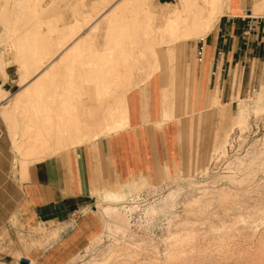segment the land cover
<instances>
[{"label": "crops", "instance_id": "1", "mask_svg": "<svg viewBox=\"0 0 264 264\" xmlns=\"http://www.w3.org/2000/svg\"><path fill=\"white\" fill-rule=\"evenodd\" d=\"M262 8L264 0H230L214 23L219 20L218 29L190 38L203 40L187 53L189 40L160 47L155 73L137 77L142 82L115 103L98 97L97 77L88 67L64 66L70 47L36 72L27 63L24 74L17 56L0 45V264L22 258L27 264H75L101 229L117 226L111 207L123 214L135 177L157 182L207 167L224 131L239 121L237 96L261 84ZM97 53L90 49L91 62ZM52 66L59 73L46 78ZM71 67L76 73L67 95L60 71ZM114 80L107 79V94L115 91ZM115 113L127 116V127L111 129ZM30 151L42 154L28 156Z\"/></svg>", "mask_w": 264, "mask_h": 264}, {"label": "rangeland", "instance_id": "2", "mask_svg": "<svg viewBox=\"0 0 264 264\" xmlns=\"http://www.w3.org/2000/svg\"><path fill=\"white\" fill-rule=\"evenodd\" d=\"M118 1L119 0H109L108 2L110 3L104 4L102 0H45L42 3L44 6L47 5V9L41 11L40 15L37 18L35 17L36 19H25L22 20V22L16 23L15 15L19 2L16 0H0V45L5 52L7 51L13 54L15 58L17 56V62L21 65L24 74L27 73V63L30 64V68L34 67L33 70L36 72L37 67L41 66L43 61L50 60L52 57L51 53L55 52L58 47L53 46L50 51L51 53L47 52L48 55L45 54L39 58V62L37 61L39 64L33 65L31 62L24 61L26 57H24V51L17 47V40L26 33V30H34L36 26L34 24L35 21H37V27L41 26L38 30L43 33L48 32L55 24L64 27V25L68 23L65 22V20L69 22L75 19L84 21V19L89 16L93 17L92 22L94 24L101 23L99 24L100 29H97L99 35L96 42L98 43L97 48L104 51L103 44L104 41H108L107 35L109 33L106 30L107 19L104 16L111 10L113 4ZM161 1L162 3H160V0H148V6L151 12L143 10L139 13V26L134 30V33L133 31L131 32L133 34L131 36L132 40L134 38L135 43L138 39H156L160 37L157 34L161 32V29H163L168 21V17L163 14V12L175 9L179 0ZM166 1H169V4H165L164 2ZM229 2L228 0H222L220 7L223 6L224 10L222 12L220 8L218 12V15L221 12L220 17L228 10ZM102 3L104 5H102ZM6 7H8V14H1ZM256 8L257 7H255L254 10ZM124 14L125 16L132 15L128 10H126ZM258 15L264 16V8H262L261 13ZM95 17L96 19H94ZM218 21L211 31L219 28ZM148 23H152V30L147 29ZM90 29L91 28L86 29L85 33L90 31ZM50 33L51 36L55 38L58 36L59 32L53 30ZM208 33L202 36H206ZM191 39H181L175 43L189 40L187 41V48L185 50L187 53L190 51L193 44L203 40ZM134 42L131 45V50L129 47L130 44L128 43L125 50L122 48L119 52H116L115 49H112L108 53L109 55H114L116 60L119 59V63L115 61L111 64L114 65L115 68L116 65H119L121 75L116 77L110 76V69V71L106 70L108 71L106 75L109 74V77L104 79L97 77V82L94 83L97 85L96 89L99 86L103 88V83H106L108 78L110 81H112L113 78H117V80H114L115 84L113 85L115 91L108 94L104 92L103 94L98 93L97 91L99 98L102 96L112 97L115 103V101L119 100V97L122 96L123 92L127 94L131 88L142 82V78H148L155 73L156 70H154L155 65L153 63L154 55L151 49L143 48V51L139 50ZM153 45L157 50L160 47L171 46L167 43H159L157 40L153 42ZM138 51L141 53H138ZM87 52L89 53V50H87ZM93 55L92 61H97L98 57V62L101 63L99 60L101 53L98 52ZM128 55L130 56V60L127 59ZM15 58L13 61H15ZM90 60V57L80 59L74 63V67L77 65L87 67L89 66L87 63ZM139 61L141 63H139ZM142 66H144V68ZM173 69V73L176 72L175 68ZM31 72L32 70L28 71L29 75H31ZM87 72L89 71L87 70ZM139 76L142 77V80L136 81ZM22 78V81H24L26 75ZM263 81L264 73L260 80V85L251 87L250 90L247 89L244 91L241 96H237L236 105L241 107V111L243 110L246 116V123H232L231 127L224 131L220 138V143L216 145L210 158L211 161H209L207 167L204 168L203 166L197 168L195 173H188L184 170V173L181 175L176 174L168 176L162 181L157 182H152L149 178H147V181L145 178L140 180V183L130 190L131 196L123 202H129V205L135 208L132 227L143 234L144 239L143 241H139V244H142V246L127 245V247H131L130 249L132 250L138 248L137 251L139 255L137 259L131 260L129 257H121L117 262L121 264H264ZM94 86L92 82L89 83L90 88H94ZM214 105H218V103H214ZM109 126V124L106 127L103 125V130L106 131ZM224 145H227L228 150L226 156H222L220 153ZM37 154L42 153L30 151L28 156H35ZM144 180L147 183H145ZM224 188L231 190L233 193L227 197V199H216V197L213 198L212 196H210L211 198L207 197ZM145 190L149 191L142 195L141 191ZM203 193L208 195L204 197L200 203H197L198 205L194 204V208L192 205L189 207L187 201L185 202V198L191 196V194L202 195ZM136 194H141V198L145 197L146 199L138 200L134 197ZM129 205L127 203V207H124V212L128 210ZM219 213L220 215L225 214L227 219L218 218ZM175 217H178L176 225H174ZM170 219H172L170 224L172 227L168 225ZM174 226L176 227L175 229ZM169 228H173L170 233ZM100 231L102 236L101 241L94 244L90 242V244L87 245L88 247L86 246L80 252V259L77 260L75 264H80L83 260L88 261L96 258L100 252L110 245H114L115 239L105 234L102 229ZM126 240L127 241L121 242L120 244L125 245L126 243L129 244L130 241H135L134 237H129V239L127 238ZM19 264L23 263L20 262Z\"/></svg>", "mask_w": 264, "mask_h": 264}, {"label": "bare ground", "instance_id": "3", "mask_svg": "<svg viewBox=\"0 0 264 264\" xmlns=\"http://www.w3.org/2000/svg\"><path fill=\"white\" fill-rule=\"evenodd\" d=\"M7 1H9V0H7ZM16 1L19 2L18 6H17V13L15 15L16 16L15 17L16 23L22 22V20H25V19L26 20H34L35 17L37 18L40 15L41 11H44L47 9V7H46L47 5L44 6V4L42 3L45 0H16ZM108 1L109 0H102V2L104 4L111 2V1L110 2H108ZM228 1H230V0H228ZM221 2H222V0H179L178 5L176 6L175 9L163 13L168 17V21H167L166 25L163 27V29H161V32H159L157 34L160 37L156 38V39H151V38H149V39L148 38L138 39L136 41V43H137L136 44L134 42L135 41L134 38L132 40L131 36L133 34L131 32L133 31V33H134V30H136L137 26H139V24H138L139 23V17H138L139 13L143 10L146 12H149V11L151 12V10L148 6V0H119L117 2V4H114L112 6L111 10L107 14H105V16H104L107 19L106 30L109 33L107 35L108 41H106V42L104 41V44H103L104 51H101L97 48V51L99 53H101V57L99 58V60L101 61L102 64L98 62V57H97V61H92V62L89 61L87 63V65H89V66H87L88 70L90 72L89 74H91V73L95 74L96 73V77L104 79L106 77H109V74L106 75V73L108 71H110V69H111V71H110L111 75L110 76H115V77L120 76L121 74H120L119 65H116V68H115V66L111 64V63H114L115 61L116 62L118 61V63H119V59L117 58L118 60H116V57L114 55H109L108 53L112 49H115L116 52L117 51L119 52L122 48H124V50H125L128 43L130 44L129 47L131 50L132 49L131 45L133 44V42L135 43V46H138L139 50L143 51L144 50L143 48L151 49V51L153 52V55H154V57H153L154 62L153 63H154V65H155V63L157 65L158 64V50L153 45L154 41L157 40L159 43L161 42V43H167L168 45H171V44H173L176 41L181 40V39L196 38V37H199L201 35L208 33L210 31V29L213 28L214 23H215L216 19L218 18V12L221 8L220 7ZM95 3H98V2H95ZM103 3H102V5H104ZM50 4H51V2H50ZM104 8H105V6H104ZM126 10L130 11L132 13V15L131 16H125L124 13ZM3 13L8 14V7L4 8V11L2 12V14ZM219 14H221V12ZM92 18L93 17L88 16L84 19V21L80 20V19H75L73 21L66 23L65 28H61L60 26L55 24L49 30L47 29L48 32H43V33H41V31L38 30V28H41V26L37 27L38 24L36 23L37 21H35L34 24L36 26L34 27V30H32V29H31L32 31L30 29L26 30V33L23 36H21L19 38V40H17L18 41L17 47H19V49H22L24 51L23 52L25 54L24 57H26V60L24 59V61L31 62V64L33 63V65L39 64V63H37L39 58H41L43 55L47 54V52L49 53L52 50L51 48H53V46H57L58 48L55 52H53V53L50 52L52 55V57L50 58L51 61L55 60L59 56V53L61 51L70 47L68 49L69 52L67 54H65L63 59H61L65 67H69L70 63H74L80 59H86V58L90 57V54L87 52V50L90 51L91 48L97 47L98 43L96 42V39L98 38V35H99V33H97V29L98 28L100 29L99 24H101L100 22L94 24L92 22ZM94 19H96V17ZM87 27H92L91 32H88L87 34H85L81 38H79L83 34L84 29ZM147 29H149V30L153 29L152 23L147 24ZM53 30H57L59 32L58 36L55 38L52 37L51 33H50ZM114 33H117V34H114ZM117 36H119V37H117ZM105 40H106V37H105ZM28 49H30V50H28ZM138 53H141V52L138 51ZM139 57H140V55H139ZM129 58H130V56L128 55L127 59L130 60ZM140 61H142V60H140ZM140 61H139V63H141ZM34 62H36V63H34ZM21 63H23V62H21ZM83 64H84V62H83ZM128 66H129V64H128ZM144 66H142V67L144 68ZM52 67L53 68L51 70L46 72V74H45L46 78L51 76V75L55 76V75H57V73H59L58 70L55 69V67H57V66H52ZM129 69H131V68H129ZM156 69H154V70H156ZM106 70H108V71H106ZM158 70H159V65H158ZM61 72L64 73V77L66 76V83L68 84L65 87V94H67V95L72 94V92H73L72 85L74 82L73 79H74V75L76 72H75L73 67H71L65 71H60V73ZM125 74H127V73H125ZM128 74H130V73H128ZM93 77H95V76H93ZM93 77L91 75H89V78H93ZM43 82H44V80L40 79L39 82L37 83V85L35 86V88H40ZM105 85H106V83L104 82L103 88L102 87L100 88V86H99L96 89L98 91V93L103 94V92H104L107 94V90H106L107 87ZM122 99H125V98L123 97ZM214 101H215V103H219L218 99L214 100ZM125 104L126 103H124V105ZM260 107H262V106H260ZM118 109H119V107H118ZM114 111H116V108ZM69 113H67V114H68V116L70 115V118H66L68 124L71 121H73L71 113L70 114ZM114 115H115L114 117L116 119H114L115 121H114V124L111 128L113 131L123 129V128L128 126L127 116L126 117L120 116V118H117L116 113ZM112 116H113V114H112ZM121 117H122V119H121ZM76 121L79 123V120H76ZM239 122L241 124L246 123V116L244 115L243 110L240 113V118H239L238 123ZM68 124H65V125H68ZM70 127H72V126H70ZM67 129H69V128H66V130ZM76 132H78V131H76ZM67 133L69 134V132H67ZM71 134H73V133L71 132ZM71 136H73V135H71ZM66 137H68V136H66ZM76 139L80 140L78 137ZM70 140H71V138H70ZM77 140H76V143H77ZM227 152H228L227 145L226 146L224 145L222 147L220 153L222 154V156H226ZM145 178L147 180L148 177H145L144 175L137 177V178L135 177V180H133L132 182H129L130 190L133 189L135 186H137L140 183V180L145 179ZM144 182L147 183L145 180H144ZM142 183H143V181H142ZM201 193H202V191H201ZM198 194H194V195L191 194V196H188L187 198H185V202L187 201V204H189V207H190V205H192L194 208V204L200 203V201L208 195V194H204V193L202 195H198ZM231 194H233L231 190L224 188L218 192H215L214 194H210L207 197L212 196L213 198L216 197V199L217 198H219V199L226 198L227 199V197H229ZM128 205H129V203H128ZM116 207H118V206H116ZM125 207H127V206H125ZM104 208H105L104 205H99L100 210H102ZM134 209L135 208L133 206L129 205L128 210L126 212H124V210H125L124 209V210H122L123 214H119V212H118L119 210L117 208L111 207L112 213H111L110 217L114 222H116L118 224L116 227H111V225H107V227H106L104 225L106 227V230L104 231V233L112 236L115 239L114 245H110L105 250L100 252L98 257L93 258V259L88 260V261L83 260L80 264H121V263L117 262L121 259V257H129L131 260L137 259L138 255H139V252L137 251L138 248H135L136 250L135 249L132 250V249H130L131 247H129V248L127 247V245L128 246L129 245L142 246V244H139V241H143V239H144L143 234H141L140 232H138L136 229H134L132 227L133 212H135ZM178 217H175L176 219H175L174 225L177 224ZM219 217H221L222 219L225 220L226 215L225 214L220 215V213H219L218 218ZM105 218L107 219V217H105ZM171 221H172V219H170V221H169V224H168L169 226L171 224ZM170 227H172V225ZM175 228L176 227L174 226V229ZM172 230H173V228H171V229L169 228V233L172 232ZM129 237H134L135 241H133V242L130 241L129 244L126 243L125 245L120 244L121 242L127 241L126 239L127 238L129 239ZM101 238H102V236H101V234H99L98 237H96L92 241V244L98 243L99 241H101ZM136 241H137V243H136Z\"/></svg>", "mask_w": 264, "mask_h": 264}, {"label": "built area", "instance_id": "4", "mask_svg": "<svg viewBox=\"0 0 264 264\" xmlns=\"http://www.w3.org/2000/svg\"><path fill=\"white\" fill-rule=\"evenodd\" d=\"M149 190H145V191H141V193H142V195H144V194H146V192H148ZM141 195V194H140ZM139 194H136V195H134V197L135 198H137L138 200L139 199H146L145 197L144 198H141V196H140ZM143 197V196H142Z\"/></svg>", "mask_w": 264, "mask_h": 264}, {"label": "water", "instance_id": "5", "mask_svg": "<svg viewBox=\"0 0 264 264\" xmlns=\"http://www.w3.org/2000/svg\"><path fill=\"white\" fill-rule=\"evenodd\" d=\"M21 262H22V263H25V264L29 263V261H28L27 258H22V259H21Z\"/></svg>", "mask_w": 264, "mask_h": 264}]
</instances>
